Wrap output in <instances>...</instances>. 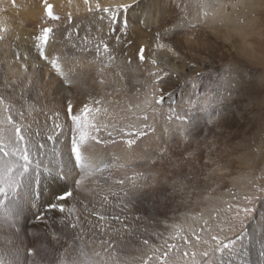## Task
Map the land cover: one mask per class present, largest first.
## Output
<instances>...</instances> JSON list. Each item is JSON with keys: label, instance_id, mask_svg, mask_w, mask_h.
Returning a JSON list of instances; mask_svg holds the SVG:
<instances>
[{"label": "rangeland", "instance_id": "374dc122", "mask_svg": "<svg viewBox=\"0 0 264 264\" xmlns=\"http://www.w3.org/2000/svg\"><path fill=\"white\" fill-rule=\"evenodd\" d=\"M1 1L6 4L0 3V144L9 154L0 160L23 173L19 187L0 199L7 204L0 211L2 264H27L28 248L40 252L34 259L43 257V264H161L158 257L166 251L169 264H185L192 252L206 247L195 236L208 238L209 228L227 230L219 221L230 223L237 206L253 209L244 221L246 235L236 246L238 254L215 259L264 264V192L258 190L264 186V0H163L162 5L139 0L129 11L109 6L81 18L56 6L58 19H49L50 0ZM149 11L154 21H145ZM116 16L128 17L127 30L111 31ZM47 27L54 33L45 50L58 61L55 67L35 47ZM159 41L165 48L154 50ZM20 45L33 47L35 68L23 61ZM235 72L242 80L231 99L220 104L213 99L206 111L188 109L194 92L229 95L227 82ZM154 73L170 75L158 84ZM160 88L172 93V100L146 104ZM172 101L180 120L168 119ZM86 108L93 110L90 116ZM110 121L116 129L107 126ZM54 122L61 128L54 129ZM92 123L96 128H89ZM84 130L99 142L79 141L81 153L74 159L73 139ZM14 148L27 152V168L18 167L24 161ZM61 173L65 179H53ZM67 189L74 194L62 206L65 214L47 213L37 221L45 204ZM229 204L232 211L225 212ZM13 212L25 220L12 221ZM55 229L65 231V238ZM177 233L188 240L172 239Z\"/></svg>", "mask_w": 264, "mask_h": 264}, {"label": "snow or ice", "instance_id": "6c2138e0", "mask_svg": "<svg viewBox=\"0 0 264 264\" xmlns=\"http://www.w3.org/2000/svg\"><path fill=\"white\" fill-rule=\"evenodd\" d=\"M85 2L87 3L88 0H85ZM153 2L155 3H159V4H163V0H153ZM140 6L139 0H136V3L131 4V5H127L125 6V10L129 11L130 9L133 8V6ZM91 10V9H89ZM46 11L49 13V19H58V17L55 16V14L53 13V5H48ZM121 15H123V13H121ZM114 22L116 23L117 27H114L111 29V31H117L119 27H123L125 30H127L128 24H129V19L128 17H124V19L121 21L119 16H116L114 18ZM175 29H170L169 31H174ZM53 33H54V29L52 27H47V28H43L41 29L40 34L37 36V40L35 43V47L39 50L38 51V55H41L43 59L47 60L50 62V65L55 67L56 64L58 63L57 60H53L49 51L45 50V45L49 44L50 39L53 38ZM103 46V49L105 51H108V45L107 43L103 42V41H99L98 42V47L99 46ZM158 48L159 49H164L165 48V44L164 43H160L158 44ZM167 50L169 52H173V49L171 47H168ZM144 53H145V48H142L139 51V57L141 60H143L144 57ZM153 64H156L157 61L155 59H153L151 61ZM153 75H159V79H157L156 83H163L164 80L169 77V73H162V74H156L154 73ZM241 76L239 75V73H234L233 75L230 76L229 80H228V87L226 89V91L229 93V95L227 96H223L221 95L219 92H217L216 97L213 98L211 96L208 95H204V96H200L198 94H196L195 92L193 93V95H196V99H191L188 102V109L192 110L195 109L197 107L201 108L202 110H207V107L209 106V104L213 101V99H215V102L217 104L223 103L225 100L227 99H231V96L233 94H235L238 90V88L240 87V83H241ZM193 87H195V83L193 82ZM160 95L158 97H154L152 100H146V104H148L149 106L153 103L157 104V105H163L166 103V101H171L172 100V93H167L165 95V90L163 88L159 89ZM175 104V101H172V103L169 104V108H170V112L168 113V119L172 120V119H176V120H180L181 116L179 113H177L175 111V109L173 108V105ZM73 112V116H75V112L74 110H70ZM92 109L90 108H86L85 109V114L86 115H91L92 113ZM96 111H99V109H97ZM221 115L220 113L217 114V116ZM147 117H145L146 119ZM211 120V119H210ZM61 125L57 122H54V129H60ZM89 128H96V125L94 123L89 125ZM17 133H18V138L20 142H23L25 140V136L24 134H22V131L20 128L16 129ZM79 131V130H78ZM98 131V129H97ZM141 135H147V133H141ZM53 136H49L48 139H53ZM0 139H2V137H0ZM89 139H92L94 142H99V140L95 137L91 136V133L87 130H84L82 132L81 135H78L77 137H75L73 139V155H74V159H78L81 153V148H82V144L79 142L81 140L83 141H88ZM127 143L129 145H131L132 141L129 140L127 141ZM14 152H17L18 154H20L21 159L24 161V164L22 166H18V167H23V168H27L28 164H29V156L27 154V152H23L21 153L19 149H13ZM8 152L6 149H4L3 144H0V156L3 157H7L8 156ZM22 175L23 173H15L14 169L9 168L8 166H6L4 164V162L2 160H0V199H3L9 190L12 189H17L20 185V180L22 179ZM65 175L63 173L58 174L53 176V179L56 180L57 182L59 180H63L65 179ZM77 180H74L73 183H77ZM122 183V181H121ZM259 191L264 192V186H262L260 189H258ZM73 192L67 190H64L61 192V194L56 195L54 197V199L49 200L45 206L43 207V209L36 215V220L37 221H44L47 219L46 214L47 213H53V214H65V208L62 207L63 205H67L68 201L70 198H72L73 196ZM36 197H33V200H35ZM245 200L247 201V203H252L253 197H249L246 196ZM7 207V204H0V211H3L5 208ZM225 212H230L232 211V205L229 204L228 208L226 210H224ZM241 212L244 214L243 216H241ZM253 212L252 208L249 207H243L240 208L239 206H237L235 208V215L234 216H228L229 220L231 221L230 223L225 222V220L223 218L220 219L219 224H225L227 226V230H225L224 227H220L219 232H215L214 229L209 228L207 230V236L208 238H202L201 236H195V239L197 241L198 244H203L206 247L199 252H192L191 253V259L190 260H186L185 264H226L225 260L223 259H219L216 260L215 257L217 254H220L223 257H231L233 255L238 254L237 253V244L238 242L242 241L243 238L246 235L245 229H244V221L245 219ZM41 213H43V215H41ZM63 215H56V217H63ZM219 215V213L217 214ZM63 221L61 220V223ZM204 223L207 225L208 221L205 220ZM74 226V225H73ZM237 226H239L240 230L237 232L236 228ZM261 229H262V237H264V223L261 224ZM227 232H231L232 236L229 237L227 235ZM16 234V233H14ZM195 234V233H194ZM18 235V234H16ZM57 238V237H54ZM182 239L187 241L188 237L183 236L179 233H177L176 235H174L172 237V239ZM262 245H264V238H262L261 240ZM169 249H173V248H177V245L175 244H170L168 245ZM227 254V255H226ZM26 255L27 257H29V260L27 261V264H43V257H41L40 260H36L34 259L35 257L40 256V252L36 249L33 248H28L26 250ZM184 256H189V253L186 251L184 253ZM200 257V259H197V257ZM168 253L167 251L163 254V256L158 257V259L161 261V264H169V260H168ZM0 264H2V261H0ZM58 264H68L67 260H62V261H58Z\"/></svg>", "mask_w": 264, "mask_h": 264}, {"label": "bare ground", "instance_id": "6f19581e", "mask_svg": "<svg viewBox=\"0 0 264 264\" xmlns=\"http://www.w3.org/2000/svg\"><path fill=\"white\" fill-rule=\"evenodd\" d=\"M5 1H7V3H9L10 1L9 0H5ZM17 1V0H16ZM29 0H27V2H28ZM32 1V0H31ZM31 1H30V3H31ZM73 1V3H71ZM33 2V1H32ZM38 2V1H37ZM0 3H4V2H0ZM15 3H17V2H15ZM29 3V4H30ZM34 3V2H33ZM32 3V4H33ZM41 3V2H40ZM49 3H51L52 5H53V8H57L58 9V11H60V12H63V13H66V14H69V13H73L74 15H76V17L78 16L79 18H81V16L83 15V14H85V13H87V12H89V11H92V10H94V9H96V8H104V7H109V6H116V7H125V6H127V5H130V4H132V2H130V0H88V2L86 3L85 1L83 2V0H50L49 1ZM4 4H6V3H4ZM10 5V4H9ZM27 5V4H26ZM39 5V4H38ZM38 5H34L33 4V6L34 7H37ZM42 5V4H41ZM44 5H46V4H44ZM207 5H209V4H207ZM207 5H206V7H207ZM57 6V7H56ZM210 6V5H209ZM212 6V5H211ZM4 7H6V5L4 6ZM33 7V8H34ZM40 7V6H39ZM205 7V8H206ZM41 8V7H40ZM43 8H44V6H43ZM135 8V5H134V7H133V9ZM149 8V7H148ZM153 8V7H152ZM45 9V8H44ZM43 9V10H44ZM89 9H91V10H89ZM219 9V8H218ZM37 10V9H36ZM205 10V9H204ZM214 10V9H213ZM16 11V10H15ZM150 11H153V9H151ZM149 11V15H148V13H146L148 16H147V20H145V21H150V20H153L152 19V16H151V13L153 14V12H150ZM221 11V10H220ZM0 12H2V10H0ZM6 12V11H5ZM38 12V11H37ZM37 12H30L29 13V16H32V17H36V14H37ZM40 12V11H39ZM23 13V12H22ZM41 13H43V12H40V14ZM218 13V12H217ZM28 14V13H27ZM31 14V15H30ZM38 15H39V13H38ZM42 15V14H41ZM26 16H28V15H26ZM40 16V15H39ZM75 17V18H76ZM158 18V17H157ZM221 18V17H220ZM39 19V18H38ZM78 19V18H77ZM132 19V18H131ZM160 19V18H159ZM206 19V18H205ZM67 20V19H66ZM217 20V19H216ZM136 21H138V17H137V19H136ZM154 21V20H153ZM210 21V20H209ZM208 21V22H209ZM35 22V21H34ZM212 23V22H211ZM109 24V23H108ZM166 24V23H165ZM215 24V23H214ZM134 25H135V29H136V31H137V33L138 34H140V35H142V31L140 30V28H139V26H138V24L137 23H134ZM142 25V24H141ZM165 26V25H164ZM212 29V28H211ZM105 30V29H104ZM219 31H221V30H219ZM241 31V30H240ZM241 33V32H240ZM244 33V32H243ZM234 34H235V31H234ZM245 34V33H244ZM139 35V36H140ZM138 36V37H139ZM239 36H241V35H239ZM244 36V35H243ZM142 44H144L143 42H141ZM146 43V42H145ZM27 44V43H26ZM126 44V43H125ZM158 44H160V41H159V43H156L155 44V46H154V50H157L158 49ZM18 45V44H17ZM15 46V45H14ZM21 46V45H20ZM19 46V48H22L23 46H21L20 47ZM25 46V45H24ZM146 46V45H145ZM23 49H24V47H23ZM24 53H25V58H24V62H25V64H27V66H29V67H31V68H35V64H37L38 62H36V60L38 61V59H35V55H34V51H33V47H25V49H24V52H21V54H22V57H24ZM36 54V53H35ZM37 57V56H36ZM151 59H155V58H153V57H151ZM22 60V59H21ZM40 61V60H39ZM42 63V62H41ZM48 65V64H47ZM46 67V66H45ZM13 70V69H12ZM19 70V69H18ZM23 72V71H22ZM12 73H13V71H12ZM21 73V72H20ZM15 74V73H14ZM16 75V74H15ZM40 75V74H39ZM18 76V75H17ZM27 77V76H26ZM113 86H114V84H112ZM118 89V88H117ZM121 90V89H120ZM118 93V92H117ZM119 93H121V91L119 92ZM114 98H115V95L113 96ZM120 97L122 98L123 97V94H120ZM119 99V98H118ZM115 100V99H114ZM117 102H119L118 100H116V102H114L115 103V105H116V103ZM120 108H121V105H120ZM97 110V109H96ZM109 111V110H108ZM102 112V111H101ZM103 112H104V110H103ZM109 113V112H108ZM102 115V114H101ZM103 116V115H102ZM239 116V115H238ZM240 118H242V117H240ZM99 119H103L101 116H100V118ZM98 121V120H97ZM103 121V120H102ZM111 122V121H110ZM115 123V122H114ZM113 123V121L111 122V123H107V126L108 127H110V128H114L116 125ZM117 127H115V129H116ZM119 133V132H118ZM120 134V133H119ZM110 135V134H109ZM123 136H125V135H123V132H122V137ZM118 138L119 137H117V139H115L114 141H111V142H116V140H118ZM71 142V141H70ZM123 143V142H122ZM70 144V143H69ZM68 144V145H69ZM91 158V157H90ZM52 185V184H51ZM60 188V187H59ZM62 192V191H61ZM38 196H39V192H38ZM35 197V196H34ZM39 200L40 201H42L43 203H44V200H41V197L39 196ZM207 201V200H206ZM210 201V200H209ZM213 201H214V199H213ZM42 203V204H43ZM118 207V209L119 210H123L124 208H123V204H119V205H117ZM65 211H67V210H65ZM125 213V212H124ZM9 217H11L12 218V221H18V223H20V222H22V221H24L25 220V216H21V217H18V216H16L15 214H14V212L13 213H11L10 215H9ZM23 225V224H22ZM97 227V226H96ZM66 228H68V226H66ZM72 228H73V226H72ZM77 228V227H76ZM109 228V227H108ZM74 229V228H73ZM98 229V228H97ZM96 229V230H97ZM107 229V228H106ZM8 230V229H7ZM105 230V229H104ZM110 230V229H109ZM9 231H11V230H9ZM56 233H60L61 235H63L64 236V238H65V231H60V230H58V229H55L54 230ZM75 231H76V229H75ZM114 231V230H113ZM13 232V231H12ZM22 232V231H21ZM104 232H106V231H104ZM24 233V232H23ZM112 233V232H111ZM106 234H109V232L108 233H106ZM2 235V234H1ZM59 235V234H58ZM112 235V234H111ZM115 235V234H114ZM120 235V234H119ZM60 236V235H59ZM75 236H77V235H75ZM110 236V235H109ZM11 237V236H10ZM90 245V244H89ZM91 246V245H90ZM21 253V252H20ZM22 256H23V254H21ZM27 258V257H26ZM20 260V259H19ZM23 261V260H22ZM20 263V262H19Z\"/></svg>", "mask_w": 264, "mask_h": 264}]
</instances>
